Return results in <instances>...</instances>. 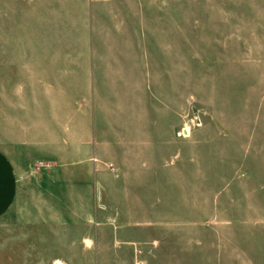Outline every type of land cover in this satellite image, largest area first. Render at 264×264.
Listing matches in <instances>:
<instances>
[{"label": "rangeland", "instance_id": "obj_1", "mask_svg": "<svg viewBox=\"0 0 264 264\" xmlns=\"http://www.w3.org/2000/svg\"><path fill=\"white\" fill-rule=\"evenodd\" d=\"M149 4L148 97L123 86L120 100L90 104L94 181L71 179L92 176L88 165L61 173L31 160L51 170L36 192L57 194L60 177L93 192L68 207L47 198L56 213L37 206L23 217L51 227L0 228V264H60L58 248L67 264H264V0ZM9 87L1 74V140L18 119ZM20 233L36 237V252L29 238L15 243ZM57 234H68L63 244Z\"/></svg>", "mask_w": 264, "mask_h": 264}, {"label": "crops", "instance_id": "obj_2", "mask_svg": "<svg viewBox=\"0 0 264 264\" xmlns=\"http://www.w3.org/2000/svg\"><path fill=\"white\" fill-rule=\"evenodd\" d=\"M149 5V0H0V84L2 74L12 86V117L18 118L12 133L0 139L1 229L51 227L23 217H31L37 206L55 207L50 211L56 213L58 205L47 204V198L68 207L69 201L93 192L88 182L95 180V172L86 153L100 149V138L90 104L120 100L123 86H132L138 102L148 97ZM26 151L34 155L22 156ZM33 158L39 170L58 166L65 173L85 164L93 175L89 170V176H72L73 182L88 181L82 189L67 188L60 177L54 182L57 194L39 193L38 186L51 183V170L33 171ZM10 213L15 221H1ZM64 224L59 221L58 228ZM19 235L15 243L24 245L29 238L36 252V237ZM57 235L54 244H63L68 234ZM58 249L51 262L67 264L64 250Z\"/></svg>", "mask_w": 264, "mask_h": 264}, {"label": "water", "instance_id": "obj_3", "mask_svg": "<svg viewBox=\"0 0 264 264\" xmlns=\"http://www.w3.org/2000/svg\"><path fill=\"white\" fill-rule=\"evenodd\" d=\"M184 134H186V131H184Z\"/></svg>", "mask_w": 264, "mask_h": 264}]
</instances>
